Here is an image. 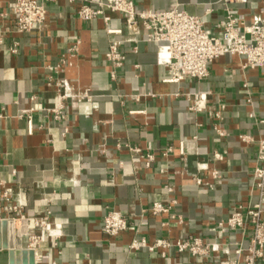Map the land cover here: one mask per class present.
<instances>
[{
  "label": "crops",
  "instance_id": "1",
  "mask_svg": "<svg viewBox=\"0 0 264 264\" xmlns=\"http://www.w3.org/2000/svg\"><path fill=\"white\" fill-rule=\"evenodd\" d=\"M11 1L0 0V33H7L0 44V192L9 194V199L0 195V220H11L6 211L10 205H20L29 217L50 211L49 220L60 236L42 242L35 264H233L230 259L235 256L220 253L197 258L170 249L163 256L159 250L145 248L129 252L127 244L141 235L200 236L223 242L245 238L248 244V235H220L209 228L226 219L236 204L258 200L251 190L257 146L242 144L239 135L264 137L260 123L264 119V71L243 72L241 57L223 55L210 64V75L204 80L165 82L168 72L157 63L158 45L139 36L137 43H122L126 60L113 81L106 53L111 38L122 40L128 35L120 17L113 15L110 25L122 28L123 34L111 36L103 18L82 21L77 4L57 0L48 4L43 27L18 35L12 32V17L1 16ZM135 1L155 10L184 9L203 16L209 26L225 14L223 0ZM263 5L264 0H248L233 8L250 12ZM209 8L212 11L207 14ZM78 39L79 52L70 54ZM15 42H19L17 52L11 50ZM64 57L65 68L57 71ZM50 77L65 80L73 95L90 89L92 100L69 98L66 119H52L44 110L58 104V88L48 84ZM244 82L252 104L246 103ZM208 90L213 93L210 109L217 107L218 100L229 105L222 123L226 137L217 134L209 110L193 112L190 101L177 95ZM31 108V119L20 116ZM65 127L69 128L66 135ZM127 143L155 153V163L147 167L143 158L118 147ZM169 146L173 153L163 155ZM215 151L225 154L220 180L211 175ZM198 162L204 165L201 175L211 186L197 184ZM167 182L174 193L165 189ZM172 199L177 201L173 212L183 216V223L168 215L150 214L140 222L142 209ZM112 209L126 215L131 226L116 240L102 231L104 216ZM165 220L169 226L162 225ZM15 244L28 248L25 238L15 236ZM0 264L23 263H12L9 248L0 243ZM257 264H264V258Z\"/></svg>",
  "mask_w": 264,
  "mask_h": 264
},
{
  "label": "built area",
  "instance_id": "2",
  "mask_svg": "<svg viewBox=\"0 0 264 264\" xmlns=\"http://www.w3.org/2000/svg\"><path fill=\"white\" fill-rule=\"evenodd\" d=\"M57 0H12L9 9L1 13V16H11L13 20L12 32L18 35L31 32L44 26L48 17V4ZM69 3L77 4V15L82 21H91L96 18H103L106 24V32L111 36L122 35V28H114L110 25L113 15L120 17L125 24L128 35L120 40L111 38L106 59L111 64L110 77L117 80L118 70L124 65L126 55L121 48L123 42L142 40L158 45L157 63L167 68L165 82L180 83L183 80H204L210 75V64L223 55H233L242 58L240 69L243 72L251 70L264 71V5L256 6L250 12L234 9L237 3H247L248 0H223L225 4L224 17L215 25L209 26L203 16L190 14L184 9L175 7L166 10H155L149 6H138L135 0H66ZM212 8L207 9L209 14ZM7 37L6 32L0 33V44H3ZM19 42H15L11 48L17 52ZM81 40L71 48L70 54L79 52ZM67 61L62 58L61 63L56 67L57 71L65 68ZM49 85L58 88V104L52 108H44L45 112L54 120L66 119V101L69 98L77 101L92 100L93 94L90 89L80 94H71L67 90L65 80L57 77H50ZM243 86L247 89L246 103L252 104L253 99L248 83ZM177 95L185 96L190 101L189 109L196 113L209 110L210 116L216 120L214 128L221 137L228 135L227 129L223 126L224 112L229 105L218 100L217 107L210 109V102L213 100V93L208 91L178 92ZM138 99V94L129 95ZM215 102V101H214ZM34 108L23 110L20 116L26 115L31 119V112ZM251 116H254L252 113ZM264 124V119L260 120ZM69 128L65 127L63 134L66 135ZM239 140L243 144H256L255 155L256 165L252 172L251 190L256 191L258 200L245 205L238 203L233 206L230 215L217 222L209 228L210 231L220 235L240 232L244 237L248 235V244L244 239L230 240L223 242L218 238H203L190 236L187 239H171L165 237L147 238L136 236L127 244L129 252L139 251L143 248L149 251H161L165 256L170 249L178 253H187L197 258L211 257L220 253L221 256L231 257L233 264H257L259 259L264 258V137H256L251 134H240ZM119 148L126 147L133 155L145 160L147 167L152 166L156 161V155L150 151H144L139 146L132 144H118ZM172 146L165 148L163 155L173 153ZM184 157V145L180 148ZM225 154L215 151L213 153V169L211 172L213 180H220L223 177L221 166ZM196 182L200 186H211L203 178L201 171L203 164L197 163ZM164 172V170H162ZM168 193L175 192L173 185L165 184ZM0 195L9 199L7 192H0ZM177 204L175 199L168 204L157 201L148 208L142 209L139 215L140 222L150 214L158 217L168 215L179 223L184 222L181 214L173 212V206ZM20 205H10L6 208L8 216L14 222L15 236L27 240V249L37 253L42 242L48 237L58 238L60 233L51 225L49 220L50 211L47 210L43 216L29 217L22 213ZM16 213V215H14ZM8 217V219H9ZM163 226H169L170 221L161 222ZM251 227V233L248 228ZM131 229L130 221L126 215L119 210H109L103 219L102 231L111 240H116L123 233ZM138 232V228H137ZM240 258L241 261L236 259Z\"/></svg>",
  "mask_w": 264,
  "mask_h": 264
},
{
  "label": "water",
  "instance_id": "3",
  "mask_svg": "<svg viewBox=\"0 0 264 264\" xmlns=\"http://www.w3.org/2000/svg\"><path fill=\"white\" fill-rule=\"evenodd\" d=\"M0 243L5 248H9L12 263L35 264L36 253L34 250L16 247L13 221L0 220Z\"/></svg>",
  "mask_w": 264,
  "mask_h": 264
}]
</instances>
